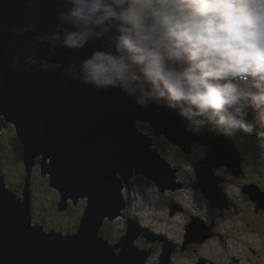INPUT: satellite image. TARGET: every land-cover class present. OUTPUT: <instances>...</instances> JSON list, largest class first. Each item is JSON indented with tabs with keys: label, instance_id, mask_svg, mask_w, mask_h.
Returning a JSON list of instances; mask_svg holds the SVG:
<instances>
[{
	"label": "water",
	"instance_id": "1",
	"mask_svg": "<svg viewBox=\"0 0 264 264\" xmlns=\"http://www.w3.org/2000/svg\"><path fill=\"white\" fill-rule=\"evenodd\" d=\"M29 5L35 27L23 35L12 33V27L28 22ZM58 6L62 7L61 0H0V77L4 78L0 83V132L4 123L14 126L26 166L24 199L8 188L0 169V264H144L151 251L135 245L143 232L138 221L130 218L128 232L113 244L101 235L105 220L108 218L112 223L124 216L127 208L124 188L130 201L129 185L134 174L154 181L161 192L182 190L184 183L178 181L180 170L173 168L161 151L154 148V139L141 131L139 122L150 125L157 139L164 137L172 144L161 140L162 147L177 164L184 166L183 154L193 156L195 145L206 148L204 159L194 164V188L199 191V174L207 175L211 182L204 186L205 196L211 209L223 210L227 206L220 187L223 180H215L212 170L203 172L211 133L188 134L175 112L155 104L140 110L119 89L93 94L78 82L62 77L63 69L42 73L35 67L27 71L20 66L13 68V56L30 52L33 45L39 57L51 56V62H62L64 69L98 46L99 42L73 52L35 41L29 44L33 35L55 29ZM60 80L65 81V87L59 86ZM142 126L151 131L149 126ZM214 154L237 170L235 159L222 148ZM35 169L42 171V179L49 176L50 187L59 192L58 212H67L70 202L77 206L81 200L88 201L76 234L47 231L44 224L33 222ZM172 211L181 210L178 206ZM192 225L204 232L199 218L194 217ZM186 230L189 235V223ZM184 239L183 251L194 243L187 235ZM171 251L170 246H165V254ZM160 260V264L169 263Z\"/></svg>",
	"mask_w": 264,
	"mask_h": 264
},
{
	"label": "clouds",
	"instance_id": "2",
	"mask_svg": "<svg viewBox=\"0 0 264 264\" xmlns=\"http://www.w3.org/2000/svg\"><path fill=\"white\" fill-rule=\"evenodd\" d=\"M61 3L55 29L33 35L28 43L35 41L73 52L99 42L98 46L64 69L62 62H51V56L39 57L33 45L30 52L13 56V68L20 66L27 71L35 67L42 73L63 69L62 77L78 82L93 94L119 89L140 110L155 104L175 112L188 134L213 133L241 144L255 135L264 147V0ZM26 11L28 22L12 27V33L23 35L35 27L32 6ZM3 80L0 77V83ZM58 84L66 86L64 80ZM22 149V181L16 190L21 191L16 193L13 189L19 197L24 195L26 177ZM38 175L42 177V171L35 169L33 195ZM44 179L48 183L49 176ZM6 182L9 185L7 179ZM124 196L129 197L127 188ZM81 202L86 204L78 216ZM57 204L56 212L63 217ZM87 204V200H81L77 206L70 202L65 213H77V229H62L76 234Z\"/></svg>",
	"mask_w": 264,
	"mask_h": 264
},
{
	"label": "rangeland",
	"instance_id": "3",
	"mask_svg": "<svg viewBox=\"0 0 264 264\" xmlns=\"http://www.w3.org/2000/svg\"><path fill=\"white\" fill-rule=\"evenodd\" d=\"M2 132H4L2 133L4 137L7 135L8 142L4 143L3 147L0 149V163L6 173L9 186L16 191L19 190L18 185H20V182L22 181L21 169H23V167L18 153L21 149L17 144V136L13 127L6 125ZM16 148L18 151H16ZM197 153L202 155L204 149H199ZM248 163L253 164L250 155H248ZM217 172L228 181H231V184L227 185L229 193L236 199L238 204H240L238 217H234L231 215L232 213H225L227 211H223V213L220 214L218 222L225 227L223 229L218 226L222 231L221 234H224L225 236V242L222 244L218 241H213V238L210 236L206 238L202 235L201 230L193 225L189 228L188 235V231L184 229V225L188 221V215L193 217L194 214H190L189 212L179 214L180 211L173 213L171 209V215L175 216L178 214L174 219H171L167 213L166 202L176 197L184 202L189 210H193L197 215H204L206 217L202 207L208 210V202L200 192L193 188L192 178H195V172L186 161L183 166V179L186 181L188 189L179 193V196H175V194L168 195L174 192L168 191L166 193H161L153 184L139 178L140 180L137 181V185L132 186V201L128 205V210L126 209L127 214L133 213L141 225H154L158 230L166 232L176 240H182L187 235L188 240H193L198 244L195 248L197 252H192L188 256L178 255L174 264H199L202 260L205 261L204 264H213L216 259H219V255L220 260H217L218 264H230L231 253L235 259H245L247 264H264V224L262 225L258 222V218H256L253 213L255 206L241 193L243 191L242 189L240 191L239 188L245 180L249 182L254 181L255 183L264 182V169L261 166L252 167L250 170H246L245 178L242 179L232 176L228 170H218ZM16 193L18 192L16 191ZM34 195L33 209L37 222L45 224L47 229L54 228L64 232H66V230L62 229V227H70L71 220L73 222V227L76 226L77 213L75 215L70 214L69 212L64 213L62 217L56 212L55 206L58 203L59 195L54 189L48 186L45 179H41L40 175L35 178ZM202 199L203 202H205L206 207L201 204ZM85 204V202L79 204L78 216L82 213ZM74 210L75 209H72V212ZM125 221L126 219H118L113 224L107 225L108 230L115 239L114 243L120 238L121 231H125ZM249 227H254V230H252L256 233V236L254 237L256 243L252 241L253 244H251L249 241L250 239H243L245 230ZM238 239H241L242 242H238ZM231 242H233V244ZM234 242L237 243L236 247ZM249 242L251 247H249ZM256 247L258 249H256ZM234 249L237 251L238 258H236L233 252ZM204 252L206 255H204ZM202 255L204 256L202 257ZM159 259L160 258L157 257V255H149L144 264H158ZM247 260H249V262ZM232 264L238 263L233 261Z\"/></svg>",
	"mask_w": 264,
	"mask_h": 264
},
{
	"label": "flooded vegetation",
	"instance_id": "4",
	"mask_svg": "<svg viewBox=\"0 0 264 264\" xmlns=\"http://www.w3.org/2000/svg\"><path fill=\"white\" fill-rule=\"evenodd\" d=\"M4 126H6V125H4ZM2 133H4V132H1V135H0V138H1V136H2V139H1V140L4 141L5 143L8 142V138L4 137V136L2 135ZM4 142H3V143H4ZM0 149H1V145H0ZM0 166L2 167L1 163H0ZM2 168H3V167H2ZM18 188L20 189V185H18ZM20 191H21V190H20ZM20 191H19L18 193H20ZM166 206H167V211H168V214H169L170 218L174 219L178 214H176L175 216H171V214H170V212H171V207H170L169 203L166 204ZM179 214H182V213L179 212ZM152 229H153V228H152ZM153 230H155V229H153ZM160 234H162V235H164V236H166V237H168V238L170 239V237H169L166 233H160ZM164 236H163V237H164ZM237 241H238V242H242L241 239H240V240L238 239ZM231 243L233 244V242H231ZM140 244L147 245L146 243H144V242H142V241L140 242ZM176 244H177L178 246H177V249H175L174 255H173V257H172V259H174V260H175V258H176L178 255L188 256V255H190L192 252H197V251L195 250V248L198 246V244H191V245L188 247V249H187L186 251H182L181 246H180V243L176 242ZM251 244H253V243L251 242ZM234 245H235V247H236L237 243L234 242ZM250 247H251V246H250ZM151 248L154 250V254H155V255L157 254V255L159 256V258H160V254H161V252H162V250H163V244L156 243V244H154V245H151ZM233 252H234L236 258H238L239 256L237 255V251L234 249ZM217 260H218V259H216V260L214 261L213 264H218V261H217ZM242 263H245V262L243 261ZM172 264H174L173 261H172Z\"/></svg>",
	"mask_w": 264,
	"mask_h": 264
},
{
	"label": "trees",
	"instance_id": "5",
	"mask_svg": "<svg viewBox=\"0 0 264 264\" xmlns=\"http://www.w3.org/2000/svg\"><path fill=\"white\" fill-rule=\"evenodd\" d=\"M141 128L144 130V126L141 125ZM206 133H207V132H206ZM203 134H204V133H203ZM203 134H201V135H203ZM247 138H248V137H247ZM247 138H246V139H247ZM164 140L166 141L165 138H164ZM254 183H255V182L253 181V185H252L253 187H254ZM189 218H190V216L188 215L187 219L190 221ZM70 227H71V226H70ZM123 231H124V230H122V232H123ZM124 232H125V231H124ZM102 234H103L106 238H110V237H108V234H107V232H106V229H105V230H102ZM180 245H181V244H180Z\"/></svg>",
	"mask_w": 264,
	"mask_h": 264
},
{
	"label": "bare ground",
	"instance_id": "6",
	"mask_svg": "<svg viewBox=\"0 0 264 264\" xmlns=\"http://www.w3.org/2000/svg\"><path fill=\"white\" fill-rule=\"evenodd\" d=\"M21 198L24 199L23 194L21 195ZM230 226V225H229ZM203 237V236H202ZM206 238H208V236H205ZM258 249V248H257ZM242 264H246V263H242Z\"/></svg>",
	"mask_w": 264,
	"mask_h": 264
}]
</instances>
